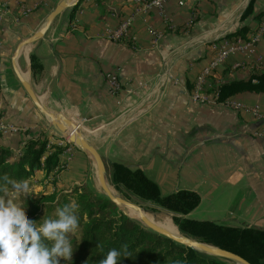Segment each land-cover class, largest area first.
Listing matches in <instances>:
<instances>
[{
    "label": "crops",
    "instance_id": "0c3cea01",
    "mask_svg": "<svg viewBox=\"0 0 264 264\" xmlns=\"http://www.w3.org/2000/svg\"><path fill=\"white\" fill-rule=\"evenodd\" d=\"M59 1L0 0V145L14 156L28 139L58 134L20 84L12 55ZM147 1L80 0L24 47L19 72L41 105L78 125L104 160L141 168L163 195L195 191L199 203L186 217L264 228V93L229 97L237 109L206 101L216 83L264 70V33L253 40L264 0H255L244 21L249 0H165L146 8ZM128 17L127 33L112 38ZM243 23L247 40L233 35ZM165 59L169 76L159 83ZM112 72L117 93L106 79ZM62 145L61 169L36 171L29 190L49 194L93 180L88 156Z\"/></svg>",
    "mask_w": 264,
    "mask_h": 264
},
{
    "label": "trees",
    "instance_id": "16d2710c",
    "mask_svg": "<svg viewBox=\"0 0 264 264\" xmlns=\"http://www.w3.org/2000/svg\"><path fill=\"white\" fill-rule=\"evenodd\" d=\"M254 2L249 0L241 21L252 14ZM248 31L250 27L243 23L233 35L247 40L245 34ZM34 66L31 55V67L34 69ZM212 92L217 102L242 92L264 93V70H251L244 78L216 83ZM65 149L66 145H49L46 137L28 139L23 152L17 156L0 145V178L28 180L30 184L36 171L43 170L46 176L50 172L56 174L61 169L60 156ZM107 171L115 189L122 195H133L173 213L172 222L181 232L200 242L228 249L251 264H264V228L235 227L218 221L188 218L185 215L199 203L195 191L178 189L163 195L157 183L141 168H131L119 161H109ZM11 194V185L0 179V197L9 198ZM15 202L24 206L25 217L37 223L43 222V216L55 218L57 208L70 203L77 205L78 227L68 234L74 250L71 259L62 258L60 264H99L111 248L121 250L117 264H234L207 256L144 228L87 183L68 191L55 189L49 194L28 192L18 196ZM162 214L170 219L169 214ZM45 243L50 245L51 242ZM122 246H126V252Z\"/></svg>",
    "mask_w": 264,
    "mask_h": 264
},
{
    "label": "clouds",
    "instance_id": "9594fccd",
    "mask_svg": "<svg viewBox=\"0 0 264 264\" xmlns=\"http://www.w3.org/2000/svg\"><path fill=\"white\" fill-rule=\"evenodd\" d=\"M0 179L11 185L12 192L10 198L0 197V264H60L61 258L70 260L74 249L68 234L78 227L77 205L57 208L55 218L43 216V222L37 223L25 217L24 206L15 202L29 192V181ZM122 247L126 252V246ZM120 256L121 250L111 248L99 264H117Z\"/></svg>",
    "mask_w": 264,
    "mask_h": 264
},
{
    "label": "water",
    "instance_id": "95a60500",
    "mask_svg": "<svg viewBox=\"0 0 264 264\" xmlns=\"http://www.w3.org/2000/svg\"><path fill=\"white\" fill-rule=\"evenodd\" d=\"M80 0H60L54 9L50 11L43 24L40 26V28L33 33L31 36L23 39L18 43L16 46L13 55H12V61H13V68L14 71L18 77V80L22 87L24 88L25 92L27 93L28 97L31 99L32 103L35 105V107L38 109V111L45 117L48 118L52 128L61 136L68 139V141L74 145H76L82 152H84L89 160L92 162V165L94 167V175L95 178L100 186L101 191L103 194L112 202L114 203L118 209H120L124 214L127 215L126 212H124L121 207L130 209L131 211L137 213L138 219H134L127 215L129 218L137 221L139 224H141L144 228L161 235L163 237H166L176 243L182 244L184 246H187L195 251H198L202 254H205L207 256H212L219 258L224 261H228L234 264H251L249 261H247L242 256L219 246H215L209 243L200 242L192 237H188L186 235H175L172 232H169L168 230L156 225L155 223L149 221L147 218H145L141 211L144 209L138 204H135L125 198H123L118 191L115 189L114 185L112 184L109 173L107 171L104 159L101 157L99 152L97 151L92 139H89L79 128L78 125L75 123L65 119L59 114H54L46 110L41 103L36 98L31 85L29 82L21 75V73L18 70V67L16 65V59L20 54L21 48L27 44L33 43L39 39H41L54 19L59 16L64 10L72 7H76L78 5Z\"/></svg>",
    "mask_w": 264,
    "mask_h": 264
},
{
    "label": "built area",
    "instance_id": "2783aa9c",
    "mask_svg": "<svg viewBox=\"0 0 264 264\" xmlns=\"http://www.w3.org/2000/svg\"><path fill=\"white\" fill-rule=\"evenodd\" d=\"M165 0H148L147 2H145V5L144 7L148 8V7H160L161 6V3L164 2ZM179 4H182V1L179 0ZM130 21H131V18L128 17V18H124L120 23H119V26L118 28L111 34V37L112 38H119L120 36L122 35H125L127 33V29H128V26L130 24ZM154 34V37H157L158 35L155 33V32H152ZM264 33V21L261 22V24L259 25L254 37H253V40H257L262 34ZM226 53V51H221L220 55L218 58H216V61L213 62L212 64H215L220 58H222V56H224ZM211 64V65H212ZM163 65H164V72L159 75L158 77V82L162 83L163 82V79H165L164 76H169V66H170V61L169 59H165L164 62H163ZM209 72V69L208 68H205L203 69L199 75L197 76L196 78V89L198 90L200 86H202V82L204 80V77L208 74ZM107 83H108V87L110 89V91L112 93H117L120 89V83L117 79V76L114 72L112 73H109L107 74ZM206 101L210 102V103H213V104H223L227 107H231L233 109H237L240 107V105L236 102H233V101H230L229 99H226L225 101L223 102H217L216 101V95L214 94V92L211 93L209 99L207 98ZM0 129L1 128V124H0Z\"/></svg>",
    "mask_w": 264,
    "mask_h": 264
},
{
    "label": "rangeland",
    "instance_id": "374dc122",
    "mask_svg": "<svg viewBox=\"0 0 264 264\" xmlns=\"http://www.w3.org/2000/svg\"><path fill=\"white\" fill-rule=\"evenodd\" d=\"M44 117V119H45V121L47 122V123H49V125H50V127H52L51 126V124H50V122H49V120H48V118L47 117H45V116H43ZM53 129V128H52ZM60 135V134H59ZM50 137H52L51 139H50ZM50 137H48L49 138V141H55V143H57L56 145H60V146H62V144L64 143V142H66V143H70L69 141H68V139L67 138H65V137H63V136H61V137H59L58 136V134H54V135H52V136H50ZM48 141V143H49V145L51 144V142H49ZM90 161V160H89ZM104 162H105V165H106V167H107V169H108V162L106 161V160H104ZM90 168H91V171H92V175L94 176V178H93V176H92V178H93V180L92 181H90V182H87V184L88 185H90L91 187H93L96 191H98L99 193H101V194H103V192L101 191V189H100V186H99V184H98V182H97V180H96V178H95V175H94V167H93V165H92V162L90 161ZM31 183V182H30ZM98 184V185H97ZM30 185V184H29ZM29 193H33V194H39V191L37 192V193H34L33 191H31V190H29ZM119 193V192H118ZM123 198H125V199H127V200H129V201H131V202H133V203H135V204H138L139 206H141L142 208H144V209H146V210H148V211H150V212H152V213H154V214H157V215H159V214H161V213H167V214H169L170 215V217H171V221H173V219H172V217H173V213H171V212H169V211H167V210H165V209H162V208H160V207H157L156 205H154V204H152L151 202H149V201H146V200H143V199H140V198H138V197H135V196H133V195H128V196H124V195H122L121 193H119ZM12 195V194H11ZM11 195L9 196V198L11 197ZM16 200H17V198H16ZM129 216H131V217H133V218H135V219H138L137 217H136V215H133V213H131ZM174 223V222H173ZM175 224V223H174ZM175 226H176V224H175ZM177 227V226H176ZM178 228V227H177ZM179 230V229H178ZM180 231V230H179ZM180 233L182 234V235H186V236H188V237H191V236H189V235H187V234H185V233H183V232H181L180 231ZM62 259V258H61Z\"/></svg>",
    "mask_w": 264,
    "mask_h": 264
},
{
    "label": "bare ground",
    "instance_id": "6f19581e",
    "mask_svg": "<svg viewBox=\"0 0 264 264\" xmlns=\"http://www.w3.org/2000/svg\"><path fill=\"white\" fill-rule=\"evenodd\" d=\"M73 1V0H72ZM27 46V45H25ZM25 46H23L21 48V51H23L22 54H24V52L26 53V48H24ZM24 48V49H23ZM23 49V50H22ZM20 51V53H21ZM98 185V184H97ZM121 209L126 212L128 215H130L131 213H133V215H136V217L138 218V215L137 213L131 211L130 209H127V208H124V207H121ZM142 215L147 218L149 221L155 223L156 225L168 230L169 232H172L173 234L175 235H180V232L179 230L175 227V225L173 224V222L168 218L166 217L165 215H163L162 213L157 215V214H154L146 209H143L141 211ZM170 216V215H169Z\"/></svg>",
    "mask_w": 264,
    "mask_h": 264
}]
</instances>
